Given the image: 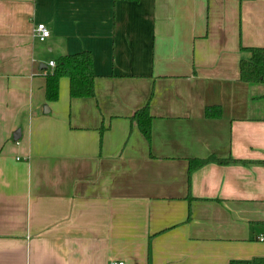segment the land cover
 Wrapping results in <instances>:
<instances>
[{
    "label": "crops",
    "instance_id": "1",
    "mask_svg": "<svg viewBox=\"0 0 264 264\" xmlns=\"http://www.w3.org/2000/svg\"><path fill=\"white\" fill-rule=\"evenodd\" d=\"M261 46L264 0H0V264L264 258V84L238 66ZM81 50L94 96L63 76L46 100L48 61ZM210 154L239 161L188 173Z\"/></svg>",
    "mask_w": 264,
    "mask_h": 264
},
{
    "label": "trees",
    "instance_id": "2",
    "mask_svg": "<svg viewBox=\"0 0 264 264\" xmlns=\"http://www.w3.org/2000/svg\"><path fill=\"white\" fill-rule=\"evenodd\" d=\"M249 52L247 58L239 60V79L244 82L264 81V46L261 47H240ZM66 76L69 79L70 97H93L94 96V71L93 60L89 50H81L72 54H63L54 59V66L45 71V98L53 101L58 98L59 79ZM152 92L146 102L137 108L130 116L131 124H135L142 135L150 142L152 115L150 113V100ZM222 109L220 105H209L204 108V115L208 118L220 117ZM101 129V128H100ZM235 160L230 156L218 157L210 154L206 157H190L188 159L187 171L208 163L219 164L230 163ZM244 161V160H241ZM248 264H264V258L255 257Z\"/></svg>",
    "mask_w": 264,
    "mask_h": 264
},
{
    "label": "built area",
    "instance_id": "3",
    "mask_svg": "<svg viewBox=\"0 0 264 264\" xmlns=\"http://www.w3.org/2000/svg\"><path fill=\"white\" fill-rule=\"evenodd\" d=\"M50 34L48 27L44 23H37L33 28V36L39 41H44ZM48 65L53 67L54 61H48ZM260 240H263L264 237H260ZM109 264H124L122 260H110Z\"/></svg>",
    "mask_w": 264,
    "mask_h": 264
},
{
    "label": "water",
    "instance_id": "4",
    "mask_svg": "<svg viewBox=\"0 0 264 264\" xmlns=\"http://www.w3.org/2000/svg\"><path fill=\"white\" fill-rule=\"evenodd\" d=\"M19 136L18 131H16L15 133H13V138H17Z\"/></svg>",
    "mask_w": 264,
    "mask_h": 264
},
{
    "label": "rangeland",
    "instance_id": "5",
    "mask_svg": "<svg viewBox=\"0 0 264 264\" xmlns=\"http://www.w3.org/2000/svg\"><path fill=\"white\" fill-rule=\"evenodd\" d=\"M263 84H264V81H263Z\"/></svg>",
    "mask_w": 264,
    "mask_h": 264
}]
</instances>
